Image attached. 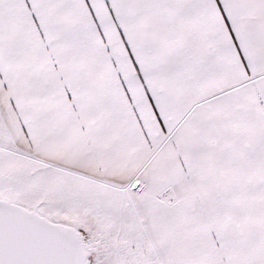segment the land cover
Wrapping results in <instances>:
<instances>
[{"label":"snow or ice","instance_id":"obj_1","mask_svg":"<svg viewBox=\"0 0 264 264\" xmlns=\"http://www.w3.org/2000/svg\"><path fill=\"white\" fill-rule=\"evenodd\" d=\"M0 264H264V0H0Z\"/></svg>","mask_w":264,"mask_h":264}]
</instances>
